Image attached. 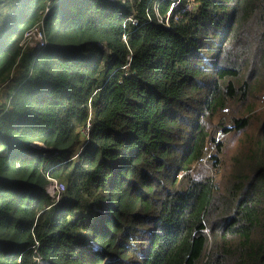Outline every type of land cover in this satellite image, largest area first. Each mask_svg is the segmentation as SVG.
I'll list each match as a JSON object with an SVG mask.
<instances>
[{"label": "trees", "instance_id": "1", "mask_svg": "<svg viewBox=\"0 0 264 264\" xmlns=\"http://www.w3.org/2000/svg\"><path fill=\"white\" fill-rule=\"evenodd\" d=\"M1 87L0 264H264V0H0Z\"/></svg>", "mask_w": 264, "mask_h": 264}, {"label": "rangeland", "instance_id": "2", "mask_svg": "<svg viewBox=\"0 0 264 264\" xmlns=\"http://www.w3.org/2000/svg\"><path fill=\"white\" fill-rule=\"evenodd\" d=\"M33 38L30 40L31 42L36 41L37 33L34 34ZM231 114L237 115V118L242 119V116H239L237 113V107H233L226 112L220 114L219 118L216 122V127L218 133L216 135V141L218 144L221 145L220 149H222V153L220 155L216 153L218 147L215 145L211 148V151L208 155V159L204 161L203 166H197L195 173L197 176L199 175H214L216 173V166H223V172L228 168L230 160L234 154L237 153L239 140L243 137L238 129L235 127L233 120L231 119ZM250 125L249 132H254L258 129L259 125L262 123L264 124V96L256 101V110L250 115ZM222 121V123H221ZM223 123L224 127L227 128L229 131L224 132L223 130ZM217 156V159L214 157ZM215 164V165H214ZM221 172V175L223 174ZM44 263V262H43Z\"/></svg>", "mask_w": 264, "mask_h": 264}, {"label": "built area", "instance_id": "3", "mask_svg": "<svg viewBox=\"0 0 264 264\" xmlns=\"http://www.w3.org/2000/svg\"><path fill=\"white\" fill-rule=\"evenodd\" d=\"M180 3V1H177L173 6H176ZM191 5L188 7V9H191ZM37 33L36 36V41L35 42H31L30 40L33 38V36H35L34 34ZM26 42H29V45L37 50H40L44 47L47 46V41L44 38V36L42 35V32L40 31V29H36L35 31L29 33L26 35ZM3 93H4V89L1 87L0 88V119L2 118V116L4 115V111L2 110L1 106L3 105L2 102V97H3ZM88 129L85 131L86 134H88ZM37 149L40 150H45L46 147L43 145H38L36 146ZM48 191L49 193L55 198V200L58 202L60 201L63 193L66 190V186L64 183L59 182L56 179H50V184L48 185Z\"/></svg>", "mask_w": 264, "mask_h": 264}, {"label": "clouds", "instance_id": "4", "mask_svg": "<svg viewBox=\"0 0 264 264\" xmlns=\"http://www.w3.org/2000/svg\"><path fill=\"white\" fill-rule=\"evenodd\" d=\"M49 192V191H48ZM54 198V197H53ZM55 199V198H54ZM61 200V199H60ZM56 201V200H55ZM57 202V201H56ZM59 202V201H58Z\"/></svg>", "mask_w": 264, "mask_h": 264}]
</instances>
